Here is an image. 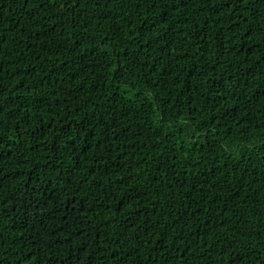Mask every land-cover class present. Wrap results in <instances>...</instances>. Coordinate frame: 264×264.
I'll use <instances>...</instances> for the list:
<instances>
[{"label": "trees", "instance_id": "1", "mask_svg": "<svg viewBox=\"0 0 264 264\" xmlns=\"http://www.w3.org/2000/svg\"><path fill=\"white\" fill-rule=\"evenodd\" d=\"M0 264H264V0H0Z\"/></svg>", "mask_w": 264, "mask_h": 264}]
</instances>
